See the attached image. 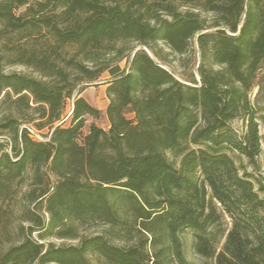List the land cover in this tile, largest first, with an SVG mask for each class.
<instances>
[{
    "label": "trees",
    "instance_id": "obj_1",
    "mask_svg": "<svg viewBox=\"0 0 264 264\" xmlns=\"http://www.w3.org/2000/svg\"><path fill=\"white\" fill-rule=\"evenodd\" d=\"M263 80L264 0H0V264H264Z\"/></svg>",
    "mask_w": 264,
    "mask_h": 264
},
{
    "label": "rangeland",
    "instance_id": "obj_2",
    "mask_svg": "<svg viewBox=\"0 0 264 264\" xmlns=\"http://www.w3.org/2000/svg\"><path fill=\"white\" fill-rule=\"evenodd\" d=\"M140 49V48H138ZM166 51H169L166 49ZM152 55V53H151ZM153 56V55H152ZM154 57V56H153ZM169 64H165V67L170 70L172 73H174L179 79H184V77L189 76L190 74L194 73L195 74V78L197 79V81L200 80V77L197 73V68L198 65L200 63L201 57H200V53H199V49L197 46V42L196 39L193 42V46L192 49L190 50V52L186 55L183 56H176V55H169ZM158 61V60H157ZM127 62L124 61L122 62V67L123 68H127ZM2 70L5 73H24V74H31L32 72H30L29 69L20 66V65H2ZM109 78L108 74H105L100 81L98 82H93L90 83L85 90L83 91V93L81 94L91 105H93L94 107L98 108L99 110L102 111L103 116L99 119V120H94V119H89L86 127L84 129V132L87 133L89 126L91 123H95L98 126L107 129L109 126V122L107 120V116H106V107H107V103L109 100H107V95H106V85H104L103 83ZM264 82V80L262 81ZM257 92H258V88H255V90L253 91L252 95H251V99L254 101L256 96H257ZM1 99V98H0ZM10 103H6V104H1L0 103V116L5 112L7 105H9ZM262 107H264V104H262ZM73 108L72 102L68 103V108L67 111H71V109ZM264 115V114H263ZM65 125H69V122H66ZM233 127L235 129H238L239 131L242 130L243 125L240 121H235L233 123ZM33 128V127H31ZM260 134L263 137V141H262V149H263V154L260 157L259 161L261 164V168H260V173L263 175L264 177V121H260ZM50 135V130L48 128H45L43 130L37 131L36 129L33 128L32 130V136L34 137V139L36 140H46L47 137H49ZM7 140L6 138H2L0 139V143H5ZM25 188H23L22 190H24ZM21 191V190H20ZM20 197V195L18 196ZM186 243H187V254L189 257V260L200 264L203 263V259H201L200 257L194 255L191 252V236L190 235H186L184 237ZM56 244H62V243H68L67 241H62V240H56L54 239ZM6 245V243H3Z\"/></svg>",
    "mask_w": 264,
    "mask_h": 264
},
{
    "label": "crops",
    "instance_id": "obj_3",
    "mask_svg": "<svg viewBox=\"0 0 264 264\" xmlns=\"http://www.w3.org/2000/svg\"><path fill=\"white\" fill-rule=\"evenodd\" d=\"M107 100H108V98H107ZM108 103H109V101H108ZM108 103H107V106H108ZM106 109H107V107H106ZM105 113H106V111H105Z\"/></svg>",
    "mask_w": 264,
    "mask_h": 264
}]
</instances>
